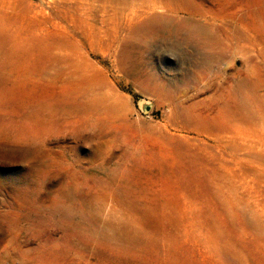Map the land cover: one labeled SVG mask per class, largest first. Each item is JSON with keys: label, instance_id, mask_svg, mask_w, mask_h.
Listing matches in <instances>:
<instances>
[{"label": "rangeland", "instance_id": "rangeland-1", "mask_svg": "<svg viewBox=\"0 0 264 264\" xmlns=\"http://www.w3.org/2000/svg\"><path fill=\"white\" fill-rule=\"evenodd\" d=\"M196 1L220 42L255 40L251 68L160 43L136 84L85 38L80 60L0 44V264H264V0ZM71 3L6 13L26 38L72 30Z\"/></svg>", "mask_w": 264, "mask_h": 264}, {"label": "bare ground", "instance_id": "bare-ground-1", "mask_svg": "<svg viewBox=\"0 0 264 264\" xmlns=\"http://www.w3.org/2000/svg\"><path fill=\"white\" fill-rule=\"evenodd\" d=\"M9 1L10 0H0V44L8 45V43H11V47L13 48H23V55L26 60L38 57L50 60L54 58L53 54L56 48H60L62 51L71 50L73 52L74 50L77 59L80 60L82 59V51L85 49L83 41V38H85L89 47L93 51L98 48V51L102 55L114 51L115 56H117V62L120 65V72L127 74V76L132 78L136 84H138L140 80L139 78L146 73V68L144 69L141 66L142 63L139 62V59L142 61V56L149 51L151 52V50L157 47L160 43H163L166 46L171 42L170 47L173 50L178 51L184 49V47L188 49L191 46L201 51L204 55V64L201 67L203 68L202 74L204 75L213 72L216 68L218 70V66L222 61L221 59L224 54L231 51L232 53L245 56L248 60L247 65L250 67L254 62V59L249 53H251L253 51L252 49H255L258 45L250 36L244 37L241 34L232 35L231 38L233 37V41L238 40L246 42V45H248L246 50L238 48V46L233 48L230 41L224 40L223 42H220L215 30L209 26H204L201 24L202 22H199L204 12H202L201 9L202 4H198L196 0H74V3H71V12L65 17L66 21L71 24V27L73 28L72 30L66 31L58 27L59 30L53 31L51 34H36L34 31H28L29 33L27 34V37L24 38L18 36L17 33L22 31L21 27L28 23H26L27 21H22V17L21 22L17 24L13 16L6 13ZM241 46L242 45H240V47ZM262 53L264 54V52H261V54ZM145 81L147 82L146 79ZM149 85L151 86V84ZM257 88L254 90L255 93L258 90ZM234 91L236 93L237 90ZM229 92H231V90ZM234 96L236 95L233 92L229 94L230 99H235L232 98ZM178 99L179 98L176 100ZM236 101L237 102H232L233 105H235L234 108H236L237 111H241V108L239 109L236 105L238 100ZM244 110L245 108L243 111ZM254 111L252 112L254 113Z\"/></svg>", "mask_w": 264, "mask_h": 264}]
</instances>
